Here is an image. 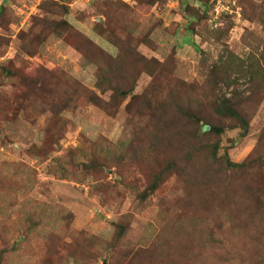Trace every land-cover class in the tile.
Wrapping results in <instances>:
<instances>
[{
  "label": "rangeland",
  "instance_id": "374dc122",
  "mask_svg": "<svg viewBox=\"0 0 264 264\" xmlns=\"http://www.w3.org/2000/svg\"><path fill=\"white\" fill-rule=\"evenodd\" d=\"M258 9L264 19V0H209L207 6L202 0H0V72L9 61L27 74L46 67L93 89L99 70L87 55L67 44L60 31L42 33L39 41L37 33L48 31L53 21L65 20L112 56L118 50L110 41L130 33L137 52L162 65L151 77L141 73L134 93L143 94L151 85L149 92L163 101L172 91L177 99L191 102L182 100L180 111L197 106L209 115L214 95L228 97L233 91L232 84L220 80L228 66L231 78L239 60L264 67V28L247 18ZM213 68L220 75L214 76ZM238 82L246 96L248 84L244 78ZM13 83L0 74V102L11 101L6 115L0 116V264H126L122 257L111 261L100 244L94 253L85 249L88 238L110 241L113 223L121 217L129 221L125 241L134 252L156 241L165 243L152 255L151 264H264V230L257 220L264 218V158L234 175L237 184L246 187V202L238 200L234 190L227 197L231 185L225 181L218 193H211V202H200L202 187L195 185L185 198L173 172L141 201L138 194L146 181L139 168L111 156L90 172L80 164L97 143L109 151L120 143L143 140L153 127L172 132L184 125L177 112L161 121L163 114L138 98H126L114 113L107 108L109 114L84 98L76 107L55 112L37 97L23 109L13 98L20 91ZM54 113L60 116L64 137L45 157L29 156L26 150L41 146ZM213 120L224 125L223 133H201L200 138L209 144L219 139L220 152L241 162L264 138V99L249 117L244 136L235 121ZM70 147L75 150L74 166L58 168L55 160ZM238 207L242 217L222 213ZM199 210L203 213L196 232L172 234L174 227L190 230Z\"/></svg>",
  "mask_w": 264,
  "mask_h": 264
},
{
  "label": "trees",
  "instance_id": "16d2710c",
  "mask_svg": "<svg viewBox=\"0 0 264 264\" xmlns=\"http://www.w3.org/2000/svg\"><path fill=\"white\" fill-rule=\"evenodd\" d=\"M208 2L209 0H202V4L205 6ZM50 7V10L54 9V5ZM40 8L44 9L43 6ZM1 13L3 12L1 11ZM262 14L259 9L253 10V12L247 14V18L258 20L264 28ZM51 26L48 31L47 29H41L37 33L38 41L42 39V33L60 31L63 33V39L66 43L82 55L86 54L91 64L98 68L99 73L95 79L93 89H90L66 73H58L56 70L40 67L35 74H27L9 61L7 65L2 66L0 74H4V81L5 79H13L15 82L13 84L20 87V91L15 93L13 98L16 103L20 104L21 108L26 109L28 102L40 97L46 105L50 104L49 107H53L51 109L57 112L78 106V101L84 98L90 104L100 106L107 113L110 111L107 108L113 110L112 113H114L126 98H129L130 102L138 98L141 104H146L150 108L151 106L157 108V115L163 114L161 121H165L167 119L165 117H169L174 111L182 117L184 123L172 132H164L153 127L150 132L143 136V140L139 137L140 140L137 139L127 145L120 143L117 144V148H110L109 151L104 146L98 148L97 143L93 147L92 153H89L86 157L87 159L81 162V170L90 172L91 170L100 169L104 166L105 160L111 156L114 161L124 163L129 168H139L142 171L146 183L138 194L141 201L153 194L164 178L173 172L178 176V182L185 198L191 193V186L195 185L202 187V191L198 194L200 202L207 200L211 202L213 200V197H210L211 193H218L219 186L226 182L227 185H231L226 187V196L230 198L229 193L234 190L237 193L238 200L241 199L242 202H246L242 193V190H245L246 187L242 183L237 184L238 181H236L237 178L234 175L244 172L252 164H256L264 158V138L258 144L253 155L241 162H232L226 153L220 152L219 139L209 144L204 141V138L200 137L201 133L216 136L223 133L224 125L214 122L213 118L221 121L231 119L241 129V136L247 133L249 117L264 99V67L260 63L250 61L244 64L239 60V64H235L233 70L236 75L234 78H231L229 73L232 68L227 67L229 72L224 73L225 78L220 77V80H226L225 83L228 82V85L232 84L233 91L228 97L224 95L220 98L214 95L211 114L204 115L200 113L197 106L190 108L185 106L186 108L180 111L178 105L183 104L182 100L187 105H190L191 102L184 98L181 100L178 97L179 101L172 91H170L168 98L163 101L158 100L152 92H149L151 85H148L143 94L137 95L134 93L139 75L145 73L151 77L162 65L158 61H151L139 54L135 49L136 41L130 39V33L124 38L117 36V41H110L118 50V53L112 56L65 20L53 21ZM211 73L215 76L216 74L220 75L221 72L217 68H213ZM213 75L212 77H214ZM239 78H244L246 84H248L245 90L248 93L246 96L244 95L245 97L242 95L244 92L239 89ZM217 82L216 79L215 84ZM105 95L108 100L102 98ZM54 97L55 105L52 104ZM10 102V100L0 102V116L6 115ZM130 114L132 113L130 112ZM208 116L212 117L208 118ZM60 121V116L55 113L50 117L46 126L44 141L37 149H27L26 152L29 156L45 157L53 150L54 145L58 144L64 137V129ZM96 148L98 153L95 152ZM111 151L115 154H111ZM77 152L80 153V151ZM74 154V148H68L64 157L55 160V165L63 170L69 166H74ZM228 174H230V181L226 180ZM234 186L238 191L235 190ZM183 201L186 202V199H183ZM200 210L197 212L199 218L197 217L196 223L192 222L193 226L190 230L184 231V227L179 229L174 227L172 228V234L174 232L177 235L196 232L201 213H203ZM222 213L224 215L227 213L231 219H234L235 215L238 217L243 216V213L240 214L239 207L224 208ZM257 220L259 227L264 230V218L259 216ZM113 224L114 231L110 241H104L102 244L100 240L94 237L88 238L85 245L87 252L94 253V249L100 244L110 255L111 261L122 257V260H126V264H151L148 261L151 260L152 255L165 244L156 241L149 246H140L134 252V246L125 241L129 229L128 219L121 217ZM165 229L167 228L164 227L162 230L165 231ZM209 233L211 234V231ZM161 234L163 235V233ZM168 243H175V240H170ZM131 253H133V257H129Z\"/></svg>",
  "mask_w": 264,
  "mask_h": 264
}]
</instances>
